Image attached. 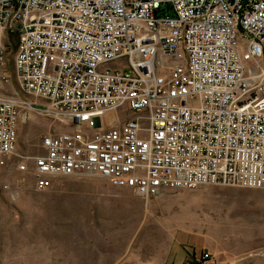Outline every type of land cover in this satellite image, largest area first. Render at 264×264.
Here are the masks:
<instances>
[{"label":"built area","instance_id":"built-area-1","mask_svg":"<svg viewBox=\"0 0 264 264\" xmlns=\"http://www.w3.org/2000/svg\"><path fill=\"white\" fill-rule=\"evenodd\" d=\"M14 28L35 98L4 95L0 45V166L20 157L38 190L89 172L143 196L264 188V0H0V36ZM21 105L73 128L22 156ZM124 109L135 116L105 128Z\"/></svg>","mask_w":264,"mask_h":264},{"label":"rangeland","instance_id":"rangeland-1","mask_svg":"<svg viewBox=\"0 0 264 264\" xmlns=\"http://www.w3.org/2000/svg\"><path fill=\"white\" fill-rule=\"evenodd\" d=\"M16 28L0 36L2 72L10 78L2 91L33 99L15 73ZM19 110L22 156L43 152L42 135L73 128L42 110ZM133 116L110 111L105 128ZM20 159L0 166V264H264V188L215 184L143 196L89 172L38 190L17 169Z\"/></svg>","mask_w":264,"mask_h":264}]
</instances>
